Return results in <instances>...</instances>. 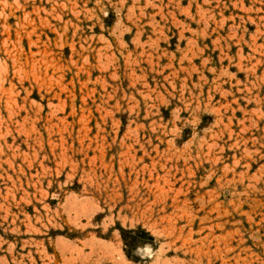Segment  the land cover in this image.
<instances>
[{"label":"rangeland","instance_id":"374dc122","mask_svg":"<svg viewBox=\"0 0 264 264\" xmlns=\"http://www.w3.org/2000/svg\"><path fill=\"white\" fill-rule=\"evenodd\" d=\"M0 264H264V0H0Z\"/></svg>","mask_w":264,"mask_h":264}]
</instances>
